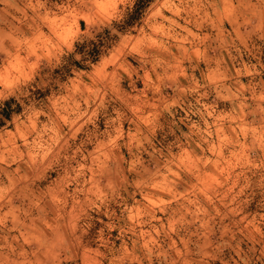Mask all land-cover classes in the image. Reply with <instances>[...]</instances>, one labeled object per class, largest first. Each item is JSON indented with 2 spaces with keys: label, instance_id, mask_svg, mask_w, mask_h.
<instances>
[{
  "label": "rangeland",
  "instance_id": "obj_1",
  "mask_svg": "<svg viewBox=\"0 0 264 264\" xmlns=\"http://www.w3.org/2000/svg\"><path fill=\"white\" fill-rule=\"evenodd\" d=\"M0 264H264V0H0Z\"/></svg>",
  "mask_w": 264,
  "mask_h": 264
},
{
  "label": "trees",
  "instance_id": "obj_2",
  "mask_svg": "<svg viewBox=\"0 0 264 264\" xmlns=\"http://www.w3.org/2000/svg\"><path fill=\"white\" fill-rule=\"evenodd\" d=\"M90 53H91L92 61H96L100 54L99 45L95 44L94 48H92Z\"/></svg>",
  "mask_w": 264,
  "mask_h": 264
}]
</instances>
